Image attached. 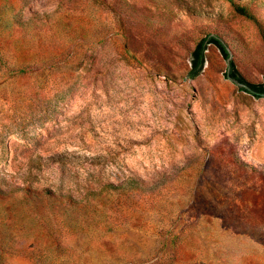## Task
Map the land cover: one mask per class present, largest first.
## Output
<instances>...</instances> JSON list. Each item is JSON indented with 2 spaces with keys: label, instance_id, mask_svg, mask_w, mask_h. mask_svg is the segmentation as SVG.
<instances>
[{
  "label": "rangeland",
  "instance_id": "374dc122",
  "mask_svg": "<svg viewBox=\"0 0 264 264\" xmlns=\"http://www.w3.org/2000/svg\"><path fill=\"white\" fill-rule=\"evenodd\" d=\"M209 34L264 82V0H0V264H264V96L188 76Z\"/></svg>",
  "mask_w": 264,
  "mask_h": 264
},
{
  "label": "trees",
  "instance_id": "16d2710c",
  "mask_svg": "<svg viewBox=\"0 0 264 264\" xmlns=\"http://www.w3.org/2000/svg\"><path fill=\"white\" fill-rule=\"evenodd\" d=\"M240 11L247 14L248 16H252L254 18L255 16L251 15L246 9L240 8ZM208 44H214L225 56L226 59L230 56V49L228 47V44L224 41V39L216 34H209L206 37L202 38L198 43L196 44V47L192 51L191 55V68L188 73V76L190 78L197 77L203 70L205 61H206V49ZM231 75L239 79L240 81L250 85L254 90H256L259 93H264V82L255 83L248 81L245 77H243L239 70L236 68V64L234 60H231ZM244 89V88H243ZM246 90V89H245ZM257 96H260L259 94H254Z\"/></svg>",
  "mask_w": 264,
  "mask_h": 264
},
{
  "label": "water",
  "instance_id": "95a60500",
  "mask_svg": "<svg viewBox=\"0 0 264 264\" xmlns=\"http://www.w3.org/2000/svg\"><path fill=\"white\" fill-rule=\"evenodd\" d=\"M229 61V68H228V72H227V77L230 78L232 81H234L237 85H239L240 87L246 89L247 91L253 93V94H259V95H263L264 93H259L256 90H254L250 85L240 81L239 79H237L236 77L231 75V60H232V53L230 51V56L227 59Z\"/></svg>",
  "mask_w": 264,
  "mask_h": 264
}]
</instances>
